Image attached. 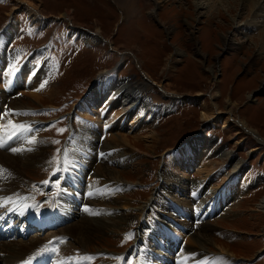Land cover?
<instances>
[{
	"label": "rangeland",
	"instance_id": "374dc122",
	"mask_svg": "<svg viewBox=\"0 0 264 264\" xmlns=\"http://www.w3.org/2000/svg\"><path fill=\"white\" fill-rule=\"evenodd\" d=\"M123 1L129 4L128 0ZM133 5L134 13L124 17L114 0H0V91L5 93L6 88H11L9 93L13 97L10 107L0 99V131L20 135L12 138L9 148L0 151L21 152L28 145L35 146L30 155L33 158L27 162L31 167L22 168L14 178L15 184L19 182L17 190L30 194L29 201L24 199L31 203L24 210L20 208L19 217L26 213L34 218L45 216L38 215L31 193H35L34 200L42 209H48L56 204L51 202V196L57 190H66L74 204L70 207L76 209L79 199L75 196L88 185V200L78 207L83 212L94 198L89 187L95 185L104 195L90 203V207L104 210L106 215L127 212L130 221L104 229L91 241L83 254L88 256L87 261L91 258L92 264H128V261L140 264L141 252L131 254V247L141 236L147 243L154 230L158 237L163 238V234L169 238L172 252L177 248L197 251V245L207 248L205 255L181 264H196L197 260V264H264V211L258 206L264 198L261 141L264 138V11L258 12L253 21L249 5L238 0L232 8L226 0H135ZM28 6L40 17H30ZM224 36L232 42L231 47L223 43ZM1 51L7 59H2ZM220 53H223L221 58ZM12 65L17 70L14 75ZM31 66L36 71L40 69L38 78L45 75L43 82L29 83L27 75L34 70H29ZM127 78L149 84L144 92L155 106L148 123L132 124L129 115L120 114L121 106L115 100L106 106L116 90L117 80ZM42 83L46 90L54 88L56 92L47 94L40 88ZM99 83L107 96L103 93L101 98L106 97L102 102L95 97L93 110L84 107L87 106L83 102L85 95L92 88L96 90ZM197 93L201 94L194 101L179 99ZM138 101L142 105V100ZM213 104L221 113L228 107L234 108V121L223 127L221 121L203 120L202 111L216 113ZM241 119L255 134L239 123ZM12 133L5 137V143ZM85 133L95 137V145L105 140L121 144L117 151L125 149L123 159L107 160L108 152L99 150V145L91 151L84 150V142L78 138ZM116 133L125 142H120ZM197 137L201 138L203 147L189 157L187 166L180 163L185 162L181 155L174 159L173 153L183 142H192ZM30 140L34 142L29 143ZM4 142L0 141L2 145ZM222 149L231 154L221 155ZM37 155L42 158L38 160ZM78 159L84 161H80L81 167H77ZM238 159L242 162L233 184L248 180L244 191L238 186L232 188L222 173L229 171ZM210 160L215 163L213 167L208 163ZM203 163L210 170L206 179L198 172ZM105 166L111 171L107 172ZM175 176L182 179V191L169 188ZM73 179L80 182L79 189L75 188ZM208 182L216 186L215 192L204 191ZM44 184L56 186L41 191ZM222 191L228 195L225 200L220 199ZM64 193L61 195L65 196ZM4 199L0 198V205L9 207ZM122 200H127L130 206ZM174 208L180 211L175 212ZM160 209L164 211L162 215L170 214L173 220L180 217L182 224H187L184 211L190 213L192 232L182 225H162L156 215ZM193 209L199 218L204 216L201 210L209 216L198 221ZM79 218L78 214L55 227L63 228ZM206 221L203 225L214 227L212 241L196 243L197 238H193L203 226L198 225ZM50 230L45 234L51 233ZM69 234L67 249L73 252L79 244ZM189 234H194L192 239ZM79 251L73 252L76 257ZM73 253L65 252V256L72 258ZM147 262L152 264L151 260Z\"/></svg>",
	"mask_w": 264,
	"mask_h": 264
},
{
	"label": "bare ground",
	"instance_id": "6f19581e",
	"mask_svg": "<svg viewBox=\"0 0 264 264\" xmlns=\"http://www.w3.org/2000/svg\"><path fill=\"white\" fill-rule=\"evenodd\" d=\"M114 1L117 3V5H118L119 9L121 10V13L124 17H127L130 14L132 15L134 13V11L136 10L135 6L133 5L135 3V0H128L129 4L124 2L123 0H114ZM125 1H127V0H125ZM238 1H243L245 5H246V3H247V5H249L250 10L252 11V18H251L252 20L254 17H256L255 15L258 12L264 11V0H238ZM226 2H228V4H229L228 6L230 8H232L235 0H226ZM131 3H132V5H131ZM28 11L31 14V15H29L30 17L31 16H33V17L37 16V18L40 17L39 14H36V11L34 10L33 7L28 6ZM63 14L66 15V12ZM64 17H67V16H64ZM248 19H250V18H248ZM248 23H250V22H247V25H248ZM262 28H263L262 33L264 34V24H263ZM225 39H226V36L222 37L223 43L226 44L228 47H231L232 42H230L229 40L227 41ZM262 39H263V36H260L261 41H263ZM1 44H2V42H0V45ZM262 44H260V45H262ZM1 54L3 56L2 59H7L5 54L2 51H1ZM31 68H33L34 70L32 73H30V75H27V77H30L29 83H31V85H32L33 83L43 82L45 75L43 76V78H42V76L40 78H38V71L40 69L36 71L35 67L31 66L29 68V70ZM21 69H22V67H21ZM15 72H17V70H15ZM20 72H22V70ZM31 75H33V76H31ZM101 82H103V81H101ZM3 84H4V81H3ZM101 84L102 83H99L100 86H98V88H96V90H95V88H92L90 91H88L89 93L87 95H85V97H84L85 101L83 100V102H86L87 106L84 105V107H87V108L89 107L91 110H93L92 106L94 107V105L96 103L95 99L97 98V99L101 100V102H102L104 100V98L107 96L105 90L101 91V86L103 85V84L102 85ZM147 86H149V84L146 81H144V82H142V81L140 82L138 80L137 81H134V80L130 81V80H128V78L124 79V80H120V81L117 80V84H116V86H114V87H116V90L114 91L113 94L111 93L112 96L109 98V100L107 99L108 103L106 104V106H108L109 104L112 105V104H114L115 101H117V104L121 106V110H120L121 113L120 114L121 115L123 114L125 116L129 115V117L132 119V124H134V123L138 124L141 122V125H142V123H148L149 114H151L150 113L151 109L155 105H153L154 103L153 104L151 103V101L147 98V95L144 92L147 89ZM10 89L11 88H6L4 90L5 93L0 91V99H2L3 102H8V107H10L9 101L13 100L12 95H10V93H9ZM43 89H45V88H43ZM46 91L48 92L47 94L50 93V95H53L56 92V89L54 90V88L53 89L48 88ZM103 93H105L106 96L104 98H101V96H103ZM166 94L174 95L173 97H176L175 94H173V93L170 94V92L169 93L167 92ZM200 94L201 93H197L194 95L186 94L187 96L183 95V97H181L179 99L183 100V101L191 99L194 101L196 99V97L199 96ZM31 95L36 96V97L39 96V94H35V93H32ZM164 96H166V95H164ZM186 97H187V99H186ZM138 99L142 100V102H143L142 105H141V103H139L140 101H138ZM113 100H115V101H113ZM13 104L15 105V102H13ZM18 104L20 106L24 105L20 102H18ZM24 106H26V105H24ZM214 107L216 108L217 106L214 105ZM215 110H216L215 111L216 113H214L215 115L213 113L211 114V112H208V111H202L201 112V118L203 120L211 119V121L213 119L214 122L215 121H221V124L223 127L227 126L228 124H230V122L234 121V117H233L234 108L228 107V109L226 108L227 111H224L223 113H221L222 111H219L217 108ZM1 111H2V109H1ZM118 114H114L112 116H116ZM210 117H212V118H210ZM3 118H4V116H3ZM122 120L119 123H122ZM239 123L242 124V126H244L245 129H247L248 131H251V133L253 132L255 134L254 131L249 129V127H248V125H246L245 121H243L241 119L239 121ZM148 126H149V124H148ZM10 133H12V132L8 131V133H7V132H3V131L1 132L0 131V141L4 142L5 137L9 136ZM12 134L13 135L11 136V138H8L6 140V143L4 142V145L0 148H4V149L9 148V145L11 146V144L13 142L12 138H15V137L18 138L20 136V135L16 136V134H14V133H12ZM115 137H117V138L119 137V140H122L120 142H125V141H123V138H121L119 134L116 133ZM256 137H258L257 134H256ZM78 139H82V142H84L83 147L85 149L82 148L84 150L88 149L91 151V149H94L93 147H95V149H96V147L99 145V147H97L99 150L102 149V150H105L108 152V154L105 156L107 158V160L108 159L109 160L110 159L115 160V158H117L118 161H121L123 159L121 157H124V156H122V154L124 155L125 149H120L119 151H117V149L119 148L118 146L121 144H111L105 140L104 142L101 141V142H98V145H95V143H97V142L94 143V140H96L95 137H93V135H91V134L88 136L87 133H85V135H82ZM115 140H117V139H115ZM193 141L192 142L188 141L189 143L183 142L180 149L173 153L174 159H178L179 155H181L184 158L185 162L184 163L180 162V163H182L183 165L185 164L187 166L189 163L188 161L190 159L189 157H191L192 155H195L197 150H200V148L203 147L202 142H201L202 141L201 138L197 137L196 140H193ZM261 141L264 143V138ZM199 142H200V144H199ZM198 144H199V146H198ZM115 147H116V150H115ZM34 149H35L34 145H28V148H26L24 151H21V152H16V151H12V150L0 151V167H1L0 173H3V174H1V180H0V198H5L6 203L9 206V207H3V205L1 206L0 217L3 218L7 214H9L8 220L6 222L1 221V224L5 223V225L8 228H10V230H15V229H18L19 227L24 228L26 226V224L22 223L23 220H25V222H27V221H31L33 219H38V217L34 218L32 215H27V213L23 217L22 216L19 217L20 215H22V214H19V213H21L19 211L20 208H23V210H24L31 203V202L27 203L26 200L24 199V198H27L29 201L30 200V194H28L26 192L22 193L23 190L18 191L16 185L19 183L18 182L19 180H17V182H18L17 184H15L16 182H14V178L18 177V172H20L22 170V168L29 167V166L31 167L30 163H27V162H30V160L33 158V156H30V155H31V152L34 151ZM88 150H86V151H88ZM114 154H115V157H114ZM223 154L230 155L231 151L222 149L221 155H223ZM24 155L27 156L26 159H23ZM100 155H102V154H100ZM95 156H96V154H95ZM35 158L40 160L42 158V155H37V156H35ZM78 160L79 161L77 163V167H81V163H83L84 161L82 162V160H80V159H78ZM44 161H45V159H44ZM80 161H81V163H80ZM241 162H242V160H240V159L236 160L235 163H233L231 165L232 168L229 171H224L222 173H224V175H225L224 178L226 177V179L228 180V182H229L228 184L233 185L232 188L238 186L241 188L242 191H244L243 186L246 184V182L248 180L243 179V180H241V182H235L233 184V182L235 181V175H237V173H238V168L240 167ZM208 163H209V165H211L210 167H213L215 164L211 160L208 161ZM83 165L86 166V163ZM203 166L204 167H201L200 171H198V172H200L206 179V177L209 175L210 170L208 167H205V166H207V164L203 163ZM105 167H106L107 172L111 171V170H109L108 166H105ZM178 168L181 170L180 165L178 166ZM82 170H83V168H82ZM63 171H64V169H63ZM63 174H64V178L66 179L67 178L66 177L67 176L66 171ZM63 174L62 173L59 174V178H62ZM231 176H232V178L230 179ZM172 178L173 177H171V179ZM170 181H172V184H175V185L172 186V184H171L169 186V188L174 187V189L176 188V190H181L184 187L183 186L184 184H183L182 179L180 177L175 176L173 178V180H170ZM54 182H55V179L53 180V183ZM72 182L74 183L75 188L76 187L78 189L80 188V182L77 179L76 180L73 179ZM210 183L211 182H208L206 186L204 185L205 186L204 188L207 189V190H204V191H206V193H208L209 191L212 193L215 192L216 186H213ZM214 183H217V181H214ZM192 185H194V184H192ZM49 186H50V188H49ZM54 186H56V185H45L44 184L41 186V191L43 190V188H44V191H47V190L50 191L53 189ZM94 186L91 185L89 187L91 190H93L92 197H94V198H93V200H91L88 203L89 207L86 208L87 211L83 210V212L78 207H79V205H84V201L88 200V198H87L88 192L90 191L88 189V185L85 187L86 188L85 191H83L81 188L80 193L75 196V197H77V199H79V205L76 207V209H74V206H73V209L70 207V205L72 206L74 204L71 202V200H72L71 195L68 192H66V190L65 191L64 190H57L58 191L57 194H54L53 196L48 194L52 197L51 200H53V201H51V202H56L55 205H53L51 203L53 205V207L48 208V211H46L47 209L43 210L44 207H43V209H41L42 207L37 203V201L34 200V197H35L34 194L35 193H31L33 195L31 197L33 199L32 203H33L34 208L38 211V215L39 214H43V215L49 214L52 216L51 220L47 224L52 225V226H54V225L56 226L58 223L63 224L64 221L68 220V218L71 219V218L77 216L78 214L80 215V218L78 221L71 222V224H69V225L68 224L65 226L63 225L64 226L63 228H61L62 226H60V227H58V229H56V227L54 226L52 228V230H50L51 233H49V234H45L46 232H49V231H47V230H49V228L37 230V231L29 234L30 236L28 235L27 238L20 235L18 237H14V238L9 239V237H7V233H6L5 235H3V238H0V264H20L23 260H26V259L34 256L37 252L43 250L46 247H50V248L55 250V253L51 256L52 260H51L50 264H92L91 258L89 259V261H87L88 256H85L83 254L85 249L86 248L88 249L90 247L91 241L96 239L97 235L100 234L104 229L111 228L112 226H116V227L121 226L122 224L125 223V221L129 220L128 219L129 217H127V216L128 215L130 216V214H127V212L119 214V215L116 213L115 214L107 213V215H106L104 210L97 211L96 210L97 207L91 208L90 203H92L93 201L97 200L99 197H102L104 195V193L102 194V191H98V189H95ZM185 186H187V185H185ZM211 190H213V191H211ZM62 191L65 192L64 193L65 196L61 195ZM168 194L170 196V191ZM44 195H47V194H44ZM171 196H172V193H171ZM220 196H221V198H220L221 200L222 199L225 200L224 197H227L228 195H225V192L222 191ZM9 198H11V199H9ZM80 200L82 203L80 202ZM123 203L127 204V206L128 205L130 206V204L127 203V200L125 202L123 201ZM11 204L13 206H10ZM258 206L262 211H264V198L261 199V201L258 203ZM175 207L178 208V206H175ZM208 207H210V206H208ZM213 207L215 209L214 205L211 207V209L209 208L210 209L209 214H211V215H213V213H214L213 212L214 210L212 211ZM177 208H174V211L176 210L175 212L180 211ZM139 209H140V207H139ZM64 210H69V211H67V212L65 211L66 212L65 213V212H63ZM193 210H194L193 211L194 218L197 219L198 221L204 220L206 216H209L208 213H205L204 211L201 210L200 212H202V214L204 213V216L202 215L203 218H199L198 215L196 214L195 209H193ZM37 211H35L33 213V215H35V213ZM44 211H46V212H44ZM162 212H164V211H162V209H160L159 213L156 212V215L158 217H160V221L162 222V225H164L165 227H167V226L170 227L172 225H173V227H179V225L180 226L182 225L184 227V229L187 230V232H190V233L192 232V228L190 227V224H193V223L191 222L192 216L189 215L190 213L184 211V214H183L185 216L184 221L187 222V224L186 223L182 224V223H180V217L173 220V217H171L170 214L162 215ZM85 213H88L89 216L88 215L85 216ZM166 213H168V212H166ZM207 223H208V221L202 222L201 225H198V222H197V225L202 226L203 224H207ZM197 225H195V227H198ZM55 230H58V231H55ZM65 231H66V235L68 237L67 239H65ZM213 231H214V227H210L209 225H203L200 228V230L196 232V237L194 236L195 238H193L194 234L192 236H191V234H189V237L191 239L197 238V240L195 242L199 243V244H201V243L204 244L203 241L209 243L212 241L211 233ZM55 234H56V236H55ZM57 234H60V235L57 236ZM68 234L71 236V240L73 242L77 241V243L79 244L78 248H76L77 246H72V247L76 248L73 252L80 250L78 253L79 254L78 257H76L77 256L76 253L70 252V251H68L69 249H67V246L70 243V242H68V244H67V242H66L69 239ZM150 235L152 236L151 239H153V243L150 242V240H151L150 238L147 239V243H146L145 237L141 236L138 239V241H136L135 244L132 245V247H131V250H130L131 254L134 252L136 255L138 252H141L142 256L139 258L140 264H147L148 263L147 260H151L152 264H181V263L185 262L186 260H188V261L189 260H192V261L196 260V258H200V256L205 255L208 252V250H206L207 248L204 245H201L202 247L197 245V251L196 250H189V251L186 250L185 251L184 248H179V249L177 248L176 251L172 252L171 248L173 247V243L170 240H168L169 238H166L163 234H161L163 236V238L158 237L159 233H157L155 230L152 231V234H150ZM159 242H162V244L165 246L162 247ZM145 244H148V245L144 246ZM151 244H152V246H151ZM168 246H169V248H168ZM68 247H70V246H68ZM220 250L224 251L226 249H220ZM59 252H61L60 255H59ZM65 252L73 253L71 256L72 258L66 257ZM98 253H100V252H98ZM186 255H187V257H186ZM74 257H76V258H74ZM195 263L197 264L198 260Z\"/></svg>",
	"mask_w": 264,
	"mask_h": 264
},
{
	"label": "snow or ice",
	"instance_id": "6c2138e0",
	"mask_svg": "<svg viewBox=\"0 0 264 264\" xmlns=\"http://www.w3.org/2000/svg\"><path fill=\"white\" fill-rule=\"evenodd\" d=\"M11 68L13 69V71L11 72V74L14 75L15 74V65H12ZM43 87H44V83L41 84L40 88H43ZM37 90H40V89H37ZM13 127H15V125H13ZM60 131H62V130H60ZM33 142L34 141H32V140L29 141V143H33ZM2 146H3L2 143H0V147H2ZM13 151H17V149H13ZM44 183H47V181H45ZM0 206H2V205H0ZM85 210H87V209H85ZM128 264H132V262L131 261H128Z\"/></svg>",
	"mask_w": 264,
	"mask_h": 264
},
{
	"label": "water",
	"instance_id": "95a60500",
	"mask_svg": "<svg viewBox=\"0 0 264 264\" xmlns=\"http://www.w3.org/2000/svg\"><path fill=\"white\" fill-rule=\"evenodd\" d=\"M222 54H223V53H220V55H219V56H220V58H221ZM252 94H254V92H253ZM252 97H253V96H252ZM199 132H200V130H199Z\"/></svg>",
	"mask_w": 264,
	"mask_h": 264
}]
</instances>
